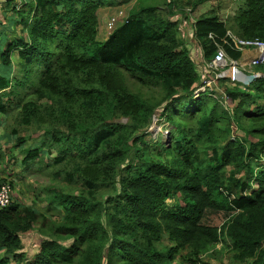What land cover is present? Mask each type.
I'll list each match as a JSON object with an SVG mask.
<instances>
[{
	"label": "trees",
	"instance_id": "obj_1",
	"mask_svg": "<svg viewBox=\"0 0 264 264\" xmlns=\"http://www.w3.org/2000/svg\"><path fill=\"white\" fill-rule=\"evenodd\" d=\"M23 1L12 7L19 34L0 49V111L14 109L4 135L25 152L18 161L0 149V161L65 185L46 189L57 220L12 197L0 208V264H199L219 242L238 264H264V77L225 76L195 94L202 76L178 15L206 0H133L105 41L98 11L130 0ZM193 27L204 60L218 47L238 59L232 36L264 40V0ZM156 113L171 125L166 142L151 138ZM28 127L41 131L31 142ZM35 223L28 257L21 235Z\"/></svg>",
	"mask_w": 264,
	"mask_h": 264
},
{
	"label": "rangeland",
	"instance_id": "obj_2",
	"mask_svg": "<svg viewBox=\"0 0 264 264\" xmlns=\"http://www.w3.org/2000/svg\"><path fill=\"white\" fill-rule=\"evenodd\" d=\"M241 2L242 0H206L196 9L186 12L188 17H182L178 15V18L181 22L180 29L182 39L199 73V64L202 62L203 57L202 50L194 36L193 21H195L198 15L210 11L214 12L221 19H227L234 14L237 7L241 5ZM22 3H24L23 0H0V49H3L6 46L8 38L16 37L19 34L20 25L14 23L11 29L7 30V25H2V22L12 24L16 16V14L12 10L13 4L20 7ZM133 5L134 1L130 0L127 3H115L103 6L98 11V32L96 36L97 40H107L111 33L122 25L125 18L128 16V11L132 8ZM171 19H175V17H172ZM16 58V53H13V75L16 74L18 70L17 64L15 62ZM147 86H145V88ZM214 91L217 92L216 94L218 95V98L222 97L221 90L220 88L218 89L216 85L214 86ZM1 98V101L3 102L6 99V96H3ZM223 104L225 105L224 102ZM14 112V109H9V112L4 115L0 111V149L2 150V152H4V154H6V156H15L19 161L25 150L20 152L19 148L11 147L12 142L7 141V137L4 135V133L7 134L9 127L14 124L13 116H11V114ZM157 113L153 118V122L149 126L151 138H153L154 141L158 140L159 142H166L169 139L168 129L171 127V125L168 122L164 121V117L157 118ZM122 121L125 120L123 119ZM3 129H6V131L3 132ZM233 129H235L234 126ZM21 132L25 135H30V141L28 142H31V140L37 138L41 134V131L36 130L34 127H28L26 129L24 128L23 130H21ZM43 150L46 149L43 148ZM53 155H55L54 151ZM12 161V158L9 161H6V158L2 162L0 161V178L4 177L6 180L13 181L12 198H16L23 203L33 204L40 210V212H44L47 218L52 217L53 219L57 220L59 217V212L57 210L46 211V189L55 187L57 185H60L59 187L64 186L65 182L61 178L52 179V176L50 174H47V172L45 171L38 172L36 171L37 168H31L29 170L21 169L20 165L15 164ZM18 171L21 172L19 173ZM223 220L224 217L222 216V213H207L205 216V221L207 223L217 226H219L223 222ZM48 223L49 220L47 219L45 221V226H47ZM38 225L39 223H35L31 230L21 235L23 244L22 250L28 257L32 256L39 248V242L42 235L38 230ZM10 260L11 259L9 258V264H15L13 260ZM180 260L182 259L180 258ZM181 263L186 264L184 260H182ZM199 264L238 263L231 258V253L228 246L222 242H219L210 246L205 252L202 253Z\"/></svg>",
	"mask_w": 264,
	"mask_h": 264
},
{
	"label": "built area",
	"instance_id": "obj_3",
	"mask_svg": "<svg viewBox=\"0 0 264 264\" xmlns=\"http://www.w3.org/2000/svg\"><path fill=\"white\" fill-rule=\"evenodd\" d=\"M232 43L235 49L244 50L245 48H254L258 52L255 56H252L248 64L249 66L256 67L258 65L264 66V40L255 38H240L232 36ZM205 68L207 69L206 74H202V79L198 88L195 90V94L206 91L211 83L219 78L229 76L231 80H237L240 68L237 59H229L225 50L222 47H218L213 58L209 61H203ZM243 71V70H241ZM244 72V71H243ZM255 77L263 76L264 70H254L251 72ZM13 196V189L9 183L0 184V208L6 206Z\"/></svg>",
	"mask_w": 264,
	"mask_h": 264
},
{
	"label": "crops",
	"instance_id": "obj_4",
	"mask_svg": "<svg viewBox=\"0 0 264 264\" xmlns=\"http://www.w3.org/2000/svg\"><path fill=\"white\" fill-rule=\"evenodd\" d=\"M7 25V30L12 27L13 24H8ZM258 50L254 49V48H245L244 50H242L241 52V56L237 59L238 60V67L240 68V70H243L245 73H251L252 71L255 70V68L253 66H249L248 61L252 56H255V54H257ZM203 61H207V60H202V62L199 64L200 66V72L201 75L202 74H206L207 69L205 68Z\"/></svg>",
	"mask_w": 264,
	"mask_h": 264
},
{
	"label": "water",
	"instance_id": "obj_5",
	"mask_svg": "<svg viewBox=\"0 0 264 264\" xmlns=\"http://www.w3.org/2000/svg\"><path fill=\"white\" fill-rule=\"evenodd\" d=\"M255 78V76L251 73H245L243 71H239L237 80L241 81L244 84H248L250 81H252Z\"/></svg>",
	"mask_w": 264,
	"mask_h": 264
}]
</instances>
